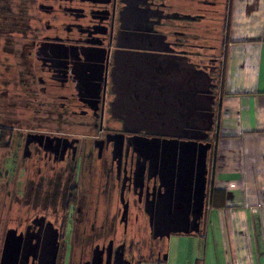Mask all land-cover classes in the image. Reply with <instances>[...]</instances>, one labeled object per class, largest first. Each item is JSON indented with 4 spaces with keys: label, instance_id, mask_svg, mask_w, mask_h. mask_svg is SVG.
I'll use <instances>...</instances> for the list:
<instances>
[{
    "label": "flooded vegetation",
    "instance_id": "obj_1",
    "mask_svg": "<svg viewBox=\"0 0 264 264\" xmlns=\"http://www.w3.org/2000/svg\"><path fill=\"white\" fill-rule=\"evenodd\" d=\"M10 1L0 0V7L2 2H8L17 11L11 10L9 32L0 26V50L13 52V41L17 37L24 41L22 62L15 63L20 68L16 71L20 94L37 97L35 101L54 120L44 128L19 130L2 126L11 131L8 149L20 133L22 164L30 178L49 179L41 213L33 215L23 231L15 229L17 235L33 243L23 262H45L57 238L58 264L61 243L69 229L70 239L77 236L83 244L93 243L89 251L79 249L78 264H138L133 254L136 246L127 247L124 242L129 238L117 241L112 225L115 195L121 197L127 214L131 204L138 210L145 208L153 224V236L159 235L156 239L170 236V231L187 229L188 223L181 218L186 212L193 220L191 228L200 224L207 205L208 161L214 145L206 143L212 147L207 154V187L202 206V157L193 161L184 151L174 155L163 149L167 141L196 140L149 133L140 127L143 117L150 118L153 111L166 110L161 111L166 114L169 110L158 97L154 99V93L160 90L150 87L160 86L155 75L165 66L161 58L173 62L180 56L175 52L188 45L183 39H161L158 22L188 14L162 10L161 4H155L161 0ZM201 94L213 96L209 87ZM44 96L47 101L42 100ZM174 106L178 110L177 102ZM185 110L192 112V106ZM123 111L132 118H122ZM204 113L212 117L209 109ZM72 118L77 121L71 122ZM61 126L77 131L72 134L55 129ZM40 191H45L44 185ZM127 193L131 201L126 199Z\"/></svg>",
    "mask_w": 264,
    "mask_h": 264
},
{
    "label": "rangeland",
    "instance_id": "obj_2",
    "mask_svg": "<svg viewBox=\"0 0 264 264\" xmlns=\"http://www.w3.org/2000/svg\"><path fill=\"white\" fill-rule=\"evenodd\" d=\"M10 3L2 2L3 8H1L2 5L0 7L1 12H3L0 26L7 32L10 31L13 22L10 15L11 10L14 11V7H11ZM227 3L228 0H161L155 3L157 6L161 4L162 10L171 9L188 14V17L178 19L162 18L157 25V30L162 34L161 39L166 38L167 42H173L176 39L181 42L183 39V42L187 41L188 45L181 47L183 50H173L176 51L177 55H180L174 57L173 62L166 61L168 58H161L165 66L162 70L157 69L155 75L159 81L157 84L160 86L152 84L150 87L160 90L159 93H154V99L157 100L158 97L162 105L171 112L167 110L168 112L163 114L161 111L166 110L153 111L150 118L143 117L140 127L144 131L161 134L170 133L175 137L192 138L203 144L211 143L214 145L216 137L214 113L216 112L223 70V30L225 28L223 21H225L227 12ZM14 12H17L16 9ZM159 18L160 16L157 20ZM1 42H5L4 36ZM13 42V45L16 43L13 52L4 48L0 50V127H13L19 130L48 127L49 124L54 123V120L49 117L46 108L35 101L39 99L20 94V79L18 81V72H16L20 68H17L15 63L22 62L24 54L22 42L24 41L17 37V40ZM208 87L211 89L212 97H206V93L201 94L206 92ZM39 98L40 103L41 97ZM204 98H207V101L203 100ZM42 100L47 101L46 96ZM175 102L179 105L178 110H175ZM188 106H192V112L185 110ZM204 109H209L214 115H211L210 119L207 118ZM120 116L126 119L132 118V115L127 112L124 113V111L121 112ZM72 121L76 122L77 120L72 118ZM172 124L178 125V128L171 126ZM55 129H61L72 134L77 131L76 128L70 129L67 126L56 127ZM17 133L15 131V134ZM19 134H17L16 139L14 138L10 149H0V250L3 248L6 232L11 229H16L18 232L23 231L32 216L38 212L41 213L39 210L42 201L48 197L49 185L46 186V183L49 179H42L41 177L33 179V176L30 178L28 171L23 168L24 163L22 164L21 159L23 142ZM213 153L214 149L209 154V166ZM42 185L45 188L44 192L40 191ZM52 185L58 187L56 183ZM126 199L131 201L132 196L127 193ZM114 201L112 213L115 220L112 225L115 226L114 231H117L118 243H120L119 239L121 238H129L125 241L130 242L133 237L138 239L145 236L154 237L150 217L143 206L139 207L138 210L131 204L127 214L125 204L119 195L114 196ZM57 202L59 206L61 202L59 196ZM79 230L80 228L77 229V231ZM69 233L72 234V231L68 229L67 237L61 243L62 250L58 264H78L81 257L80 252H78L79 249L89 251L90 245L93 244L89 241L83 244L77 239V236L70 239ZM185 241L186 239L181 240L183 247H185ZM167 242L166 239V247ZM100 243L97 242V244ZM86 258L88 256L84 257V259Z\"/></svg>",
    "mask_w": 264,
    "mask_h": 264
},
{
    "label": "crops",
    "instance_id": "obj_3",
    "mask_svg": "<svg viewBox=\"0 0 264 264\" xmlns=\"http://www.w3.org/2000/svg\"><path fill=\"white\" fill-rule=\"evenodd\" d=\"M226 9L216 137L200 231L133 237L126 244L136 246L138 264H264V0H228Z\"/></svg>",
    "mask_w": 264,
    "mask_h": 264
},
{
    "label": "water",
    "instance_id": "obj_4",
    "mask_svg": "<svg viewBox=\"0 0 264 264\" xmlns=\"http://www.w3.org/2000/svg\"><path fill=\"white\" fill-rule=\"evenodd\" d=\"M154 143V142H152ZM163 149L166 148V150L171 153L173 152L174 155L177 154L178 150L180 152L184 151L185 156L188 157V159H193L195 161L197 157H202L203 161V180H202V186L200 189L201 194V202L203 206L205 194H206V185H207V154L208 151L211 149V144H199L196 141H190V142H180L178 140L173 141H167V143H163ZM148 145V143H146ZM204 208V207H203ZM175 214V213H174ZM182 219H185V221L188 223L187 229H179L175 231H170V233H183V234H189L191 232H199L200 231V224H195V228H191V224L193 223V220L191 219L188 212L186 214L184 213L181 216ZM152 221V220H151ZM151 227L153 226L152 222ZM193 227V226H192ZM169 233H166L168 235ZM158 234H154V238H158ZM33 243L31 240H27V238H22L21 235H17V232L15 230H10L7 233V236L4 241V245L2 248L1 258H0V264H25L23 262V258L28 259L29 252L31 249V246ZM52 250L47 254V258L45 259V262H40V264H56L59 254V242L57 241V238L52 242ZM45 258V256H44ZM41 260V259H40ZM44 260V259H43ZM103 262L101 261V264Z\"/></svg>",
    "mask_w": 264,
    "mask_h": 264
},
{
    "label": "trees",
    "instance_id": "obj_5",
    "mask_svg": "<svg viewBox=\"0 0 264 264\" xmlns=\"http://www.w3.org/2000/svg\"><path fill=\"white\" fill-rule=\"evenodd\" d=\"M223 66H224V60H223ZM222 74H223V70H222L221 75ZM219 87H220V85H219ZM214 114L216 116V113H214ZM214 114L212 113V116ZM10 136H11V131L1 127V129H0V149H8L10 147V143H11Z\"/></svg>",
    "mask_w": 264,
    "mask_h": 264
}]
</instances>
